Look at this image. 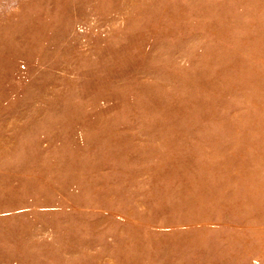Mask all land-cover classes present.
<instances>
[{
  "label": "rangeland",
  "instance_id": "1",
  "mask_svg": "<svg viewBox=\"0 0 264 264\" xmlns=\"http://www.w3.org/2000/svg\"><path fill=\"white\" fill-rule=\"evenodd\" d=\"M0 264H264V0H0Z\"/></svg>",
  "mask_w": 264,
  "mask_h": 264
}]
</instances>
